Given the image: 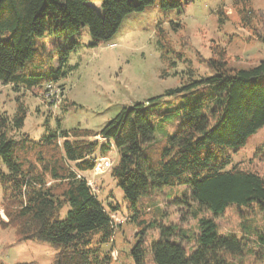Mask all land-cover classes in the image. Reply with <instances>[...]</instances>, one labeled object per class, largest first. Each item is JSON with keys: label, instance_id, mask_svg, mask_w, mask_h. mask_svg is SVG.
<instances>
[{"label": "trees", "instance_id": "trees-1", "mask_svg": "<svg viewBox=\"0 0 264 264\" xmlns=\"http://www.w3.org/2000/svg\"><path fill=\"white\" fill-rule=\"evenodd\" d=\"M193 2L0 0V83L16 92L56 85L66 77L67 57L86 29L90 46L97 47L110 41L131 14L155 7L171 12ZM44 38L60 42L52 50L45 44L36 47V39ZM157 47L166 59L169 51L161 40ZM217 55L207 62L212 75L189 77L181 87L149 100L151 106L164 97L191 95L172 134L163 130L156 135L144 103L123 109L101 131L48 129L38 142L20 135L27 118L23 106L12 118L0 117V227L12 229L18 242L49 243L56 251L53 264H111L112 246L103 249L113 245L116 228L83 174L93 172L95 160L115 148L118 161L111 176L130 205L135 207L149 192L186 186L193 202L212 214L198 220L200 232L190 253L177 238L187 234L135 215L132 221L141 237L148 229H159L160 239L149 248L153 264H235L250 238L221 234L216 219L233 206H256L264 214V177L235 164L233 156L264 128V61L231 69L222 52ZM244 230L264 252V227ZM131 254L136 264H146L141 242Z\"/></svg>", "mask_w": 264, "mask_h": 264}, {"label": "rangeland", "instance_id": "rangeland-1", "mask_svg": "<svg viewBox=\"0 0 264 264\" xmlns=\"http://www.w3.org/2000/svg\"><path fill=\"white\" fill-rule=\"evenodd\" d=\"M95 5L101 11V4ZM159 40L169 51L165 61L157 47ZM59 42L54 38L36 39L35 46L45 44L52 50ZM91 44L86 29L78 46L67 57L63 67L66 77L54 86L57 94L54 91L51 96L44 87L16 92L0 83V117L12 118L18 106H23L27 118L20 135L26 134L38 142L48 129L101 131L123 109L144 103L151 112L156 135L163 130L172 134L180 127L182 106L191 95L164 97L151 106L149 100L181 87L189 77L201 79L212 75L207 62L217 58L219 52L231 69H248L264 61V0H195L171 12L149 8L131 14L110 41L97 47ZM100 142L104 144L103 140ZM233 156L235 164L264 177V128ZM99 158L111 162L112 167L106 169L103 165L83 177L116 228L113 245L103 249V253L108 252L112 246L111 264H136L131 251L138 242L147 249L146 264H153L149 248L160 239V232L148 229L141 237L132 221L138 214H145L146 223L156 220L187 234L186 239L179 235L177 238L188 253L196 247L198 220L212 218V214L193 202L186 186L149 192L133 207L111 176L118 161L117 150L112 148L106 157ZM2 196L0 188L1 217ZM216 223L221 234L250 238L244 254L233 260L235 264H264V252L258 248L255 237L244 232V227L258 230L264 227V214L256 206L248 209L233 206ZM55 256L56 251L49 243L18 242L12 229L0 227V264H53Z\"/></svg>", "mask_w": 264, "mask_h": 264}, {"label": "built area", "instance_id": "built-area-1", "mask_svg": "<svg viewBox=\"0 0 264 264\" xmlns=\"http://www.w3.org/2000/svg\"><path fill=\"white\" fill-rule=\"evenodd\" d=\"M55 85H53V84H48L47 86H45L46 87V91H48V93L52 96V92H54L55 91V87H54ZM55 94H57L56 93V91H55ZM95 163H96V168H95V170L98 168V169H101L102 167H103V165H104V167L106 168V169H109V168H111L112 167V163L111 162H108V161H106V159H102V158H98V159H96L95 160ZM3 215H4V212H3ZM2 215V216H3Z\"/></svg>", "mask_w": 264, "mask_h": 264}]
</instances>
